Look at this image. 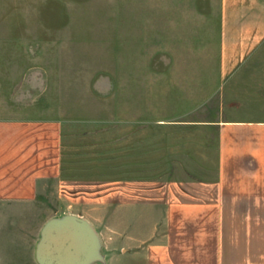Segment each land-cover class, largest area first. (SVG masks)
<instances>
[{"label":"crops","instance_id":"1","mask_svg":"<svg viewBox=\"0 0 264 264\" xmlns=\"http://www.w3.org/2000/svg\"><path fill=\"white\" fill-rule=\"evenodd\" d=\"M179 3L166 0L171 37L176 17L169 11L188 7L177 16L184 37L200 40L198 54L210 48L218 60L209 83L200 77L193 95L168 107L150 129L166 133L167 153L183 155L152 159L173 175L136 181L134 190H123L117 178V190L84 214L63 211L61 123L1 108L0 264H39L43 226L65 214L85 218L98 232L104 260L93 264L120 256L125 264H264V80L240 78L264 46V0ZM181 133L188 139L176 143Z\"/></svg>","mask_w":264,"mask_h":264},{"label":"rangeland","instance_id":"2","mask_svg":"<svg viewBox=\"0 0 264 264\" xmlns=\"http://www.w3.org/2000/svg\"><path fill=\"white\" fill-rule=\"evenodd\" d=\"M158 1L162 6L157 0H0V109L61 123L63 211L84 214L117 190V178L123 190H134L136 181L171 177V167L152 159L183 158L167 153L165 132L150 129L190 96L200 77L209 83L218 55L210 48L198 54L200 40L184 37L177 16L188 7L169 11L176 17L171 37L166 0ZM250 62L240 78L264 80V46ZM174 138L181 143L188 136Z\"/></svg>","mask_w":264,"mask_h":264},{"label":"water","instance_id":"3","mask_svg":"<svg viewBox=\"0 0 264 264\" xmlns=\"http://www.w3.org/2000/svg\"><path fill=\"white\" fill-rule=\"evenodd\" d=\"M36 257L39 264H93L104 260L95 227L75 214L55 216L45 223Z\"/></svg>","mask_w":264,"mask_h":264}]
</instances>
